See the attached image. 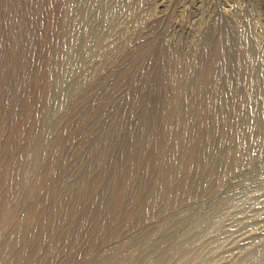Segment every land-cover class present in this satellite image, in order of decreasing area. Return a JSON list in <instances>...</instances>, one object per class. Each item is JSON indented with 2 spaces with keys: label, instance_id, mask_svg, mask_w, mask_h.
<instances>
[{
  "label": "rangeland",
  "instance_id": "rangeland-1",
  "mask_svg": "<svg viewBox=\"0 0 264 264\" xmlns=\"http://www.w3.org/2000/svg\"><path fill=\"white\" fill-rule=\"evenodd\" d=\"M0 264H264V0H0Z\"/></svg>",
  "mask_w": 264,
  "mask_h": 264
}]
</instances>
